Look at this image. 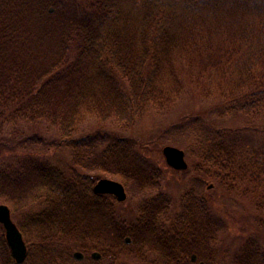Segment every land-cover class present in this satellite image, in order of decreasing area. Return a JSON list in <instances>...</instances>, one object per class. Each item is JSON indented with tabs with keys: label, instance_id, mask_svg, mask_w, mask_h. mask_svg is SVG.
<instances>
[{
	"label": "trees",
	"instance_id": "obj_1",
	"mask_svg": "<svg viewBox=\"0 0 264 264\" xmlns=\"http://www.w3.org/2000/svg\"><path fill=\"white\" fill-rule=\"evenodd\" d=\"M187 85L224 98L221 116L264 115V0H0V131L45 124L55 134L23 137L35 151L0 168V204L19 216L28 248L21 264H75L77 251L161 264L217 258L205 198L186 191L176 213L157 194L124 218L115 197L95 193L96 176L149 194L161 190L160 170L130 138L80 132L88 122L130 130ZM181 129L195 170L264 212V149ZM45 147L67 148L69 167L41 159ZM236 261L264 264V249L246 247ZM0 264H18L4 233Z\"/></svg>",
	"mask_w": 264,
	"mask_h": 264
},
{
	"label": "rangeland",
	"instance_id": "obj_2",
	"mask_svg": "<svg viewBox=\"0 0 264 264\" xmlns=\"http://www.w3.org/2000/svg\"><path fill=\"white\" fill-rule=\"evenodd\" d=\"M222 100L224 98L220 99L214 94L207 95L202 92V89L196 90L195 87L187 85L180 97L175 98L169 105H164L161 111L149 113L130 130H121L116 126L96 122L85 123L80 129L81 134L106 130L111 134H118L119 137L132 139L137 145V151L153 167L160 170L159 193H140L134 186L130 189L126 188L127 200L117 205L119 214L124 218H135L138 207L146 199L153 198L157 194H163L173 205L172 210L176 213L181 210V199L186 191L193 189L205 198L209 204L211 217L218 223L219 236L216 248L219 252L215 260L210 259V263L203 261L208 260L204 257L195 264H237L236 260L244 248L264 249V212L257 210L253 203L240 192L229 193L213 178L196 171V160L189 152L191 141L188 135H182V125L191 123V126L203 129L207 135L213 129L222 130L232 140L255 149H264V115L248 117L233 113L221 116L222 109L219 107L223 104ZM48 129L45 124H20L0 131V168L3 164L14 161L16 154L21 151H35L31 141L27 140L26 144L22 142L23 137L27 138L35 133L44 135L46 139L55 136ZM168 146L179 148L186 153L185 158L188 164L186 170H176L167 164L163 150ZM38 153L41 159L62 168H67L71 164L70 151L67 148L46 149L45 147V150ZM96 178L97 182L105 178L113 179L100 174ZM13 220L17 224L19 216H13ZM2 233L5 235L0 224V235ZM76 253L81 254L82 257H76ZM94 253L99 254V258H94L92 254L84 255L81 251L75 252V264H161L160 255H150L148 251L146 253L150 256L147 261L120 252V254L117 253L116 260L109 256L103 257L101 252Z\"/></svg>",
	"mask_w": 264,
	"mask_h": 264
},
{
	"label": "water",
	"instance_id": "obj_3",
	"mask_svg": "<svg viewBox=\"0 0 264 264\" xmlns=\"http://www.w3.org/2000/svg\"><path fill=\"white\" fill-rule=\"evenodd\" d=\"M167 164L176 170H186L188 164L186 162V153L176 147H165L163 150ZM94 191L100 195H112L117 198L119 202H125L128 198V194L125 186L113 179H100L95 187ZM0 224L5 230V236L12 255L18 264L25 261L28 253L27 244L25 243L23 234L19 230L18 226L12 219L11 209L7 205L0 204ZM76 257L81 258L79 253L75 254ZM94 258H99V254L95 253Z\"/></svg>",
	"mask_w": 264,
	"mask_h": 264
},
{
	"label": "flooded vegetation",
	"instance_id": "obj_4",
	"mask_svg": "<svg viewBox=\"0 0 264 264\" xmlns=\"http://www.w3.org/2000/svg\"><path fill=\"white\" fill-rule=\"evenodd\" d=\"M196 258V257H195ZM194 257H192L191 258V261L193 262V263H195V262H197V258L195 259Z\"/></svg>",
	"mask_w": 264,
	"mask_h": 264
},
{
	"label": "bare ground",
	"instance_id": "obj_5",
	"mask_svg": "<svg viewBox=\"0 0 264 264\" xmlns=\"http://www.w3.org/2000/svg\"><path fill=\"white\" fill-rule=\"evenodd\" d=\"M112 196V195H111ZM115 197V196H114ZM117 199V198H116ZM118 201V200H117ZM119 202V201H118ZM120 203H123V202H120ZM10 249V248H9ZM10 251H11V249H10ZM11 254H12V252H11ZM95 254V253H94ZM93 253H92V255H94ZM12 257H13V255H12ZM14 258V257H13ZM16 261V260H15Z\"/></svg>",
	"mask_w": 264,
	"mask_h": 264
}]
</instances>
